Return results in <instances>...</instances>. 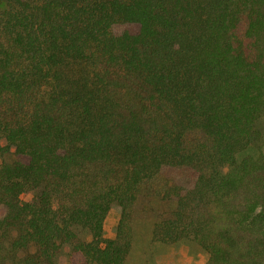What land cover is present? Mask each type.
Masks as SVG:
<instances>
[{"label":"trees","instance_id":"obj_1","mask_svg":"<svg viewBox=\"0 0 264 264\" xmlns=\"http://www.w3.org/2000/svg\"><path fill=\"white\" fill-rule=\"evenodd\" d=\"M262 117L264 0H0V264H124L144 194L153 241L264 264Z\"/></svg>","mask_w":264,"mask_h":264},{"label":"rangeland","instance_id":"obj_2","mask_svg":"<svg viewBox=\"0 0 264 264\" xmlns=\"http://www.w3.org/2000/svg\"><path fill=\"white\" fill-rule=\"evenodd\" d=\"M134 33L138 29H132ZM259 137L256 143L240 155H264V117L256 123ZM6 145L5 141H2ZM15 149L11 147L8 151L0 153V164L11 162L17 158ZM22 159H26L22 157ZM162 173L177 181L180 171L172 166L162 167ZM176 207L174 201H164L156 196L144 194L140 196L134 206L133 213V242L130 253L124 264H204L207 253L193 240L186 239L174 244H164L153 241L152 231L159 217L165 213L172 212ZM121 207L113 203L105 219V236L113 238L120 218ZM81 238H89L87 230L76 229ZM77 257H71V247L65 245L56 259V264H75ZM78 264H81L80 262Z\"/></svg>","mask_w":264,"mask_h":264}]
</instances>
